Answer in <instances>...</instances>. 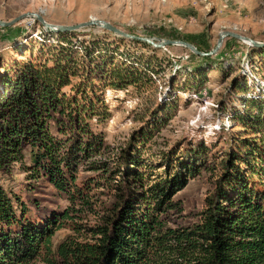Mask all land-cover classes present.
I'll list each match as a JSON object with an SVG mask.
<instances>
[{
    "label": "trees",
    "instance_id": "1",
    "mask_svg": "<svg viewBox=\"0 0 264 264\" xmlns=\"http://www.w3.org/2000/svg\"><path fill=\"white\" fill-rule=\"evenodd\" d=\"M40 31L38 54L24 57L10 90L0 92V156L28 146L30 169L71 202L93 185L111 187L116 198L105 224L88 228L95 242H62L56 248L60 262L47 258V264H264V62L254 61L257 72L238 82L241 71L232 81L241 103L225 110L241 132L220 162L200 220L173 228L162 213L178 208L173 196L198 173L204 146L162 153L163 169L152 172L157 167L142 151L153 130L140 127L119 149L112 170L90 161L103 145L95 126L110 116L106 89L148 87L159 48L118 35L133 47L88 40L77 31ZM197 58L201 64L185 70L186 89L201 85L205 65L218 68L216 57ZM80 167L96 176L80 184ZM29 215L23 199L0 182V264H28L42 249L51 254L50 238L69 208L52 219Z\"/></svg>",
    "mask_w": 264,
    "mask_h": 264
},
{
    "label": "rangeland",
    "instance_id": "2",
    "mask_svg": "<svg viewBox=\"0 0 264 264\" xmlns=\"http://www.w3.org/2000/svg\"><path fill=\"white\" fill-rule=\"evenodd\" d=\"M31 11L53 24L103 19L131 34L188 41L203 52L214 47L223 31L264 41V0H0V20L9 21ZM40 26L30 17L8 27L0 26V92L5 88L10 90V79L24 57L38 54L43 41ZM75 31L79 35L86 34L88 40L117 42L121 48L133 47L127 41L116 40V34L95 26ZM156 53L158 71L156 69L148 87L106 89L104 100L110 116L95 126L102 134L103 145L90 161L104 163L105 168L112 170L119 149L140 127L153 130L142 151L157 167L152 172L163 169L158 158L162 153L179 155L186 148L204 146L206 157L198 173L173 196L178 208L162 213L167 226H189L200 220L204 199L213 191L219 175L220 162L241 132L226 112L241 103L240 96L234 92V83L252 70L258 71L252 65L264 62V49H254L236 38H224L217 53L211 55L218 58V68L205 65L202 68L204 80L194 89H186L185 70L201 64L197 55L178 45L161 47ZM248 83L253 86L252 80ZM30 165L28 146H21L16 154L0 156V182L11 194L23 199L29 216L35 220L52 219L69 208V217L50 238L52 253L46 254L42 249V253L28 262L47 264L46 259L50 258L59 263L58 244L96 241L88 228L105 224L115 207L114 191L111 187L93 185L88 194L71 202L64 191L37 177ZM76 176L77 182L82 184L96 174L80 167Z\"/></svg>",
    "mask_w": 264,
    "mask_h": 264
},
{
    "label": "water",
    "instance_id": "3",
    "mask_svg": "<svg viewBox=\"0 0 264 264\" xmlns=\"http://www.w3.org/2000/svg\"><path fill=\"white\" fill-rule=\"evenodd\" d=\"M26 17H30V18L37 20L40 23V25L43 27L44 30L51 31V32L75 31V30H78L81 28L95 26L98 28L108 30V31H110V32H112V33H114L120 37H123V38L135 39V40L146 42L155 48H161V47L169 46V45L184 46L185 48L189 49L192 53H194L197 56L215 55L217 53V51L219 50V48L221 47L224 38H226V37H232V38L242 40L243 42H247L248 44H250L254 47H264V41H258V40L252 39V38H250L244 34L233 32V31H223L218 35V38L216 40L214 47L207 52H203V51L197 49V47L194 44H192L188 41L176 40V39H155V38H151V37H144V36L131 34V33H128V32L121 30L120 28L114 26L110 22L105 21L103 19L91 18L89 20L79 22L76 24H70V25L53 24V23L47 22L42 17V15H40L37 12H33V11L21 13L9 21L0 20V26L1 27L11 26L14 23H16L17 21L22 20L23 18H26Z\"/></svg>",
    "mask_w": 264,
    "mask_h": 264
}]
</instances>
